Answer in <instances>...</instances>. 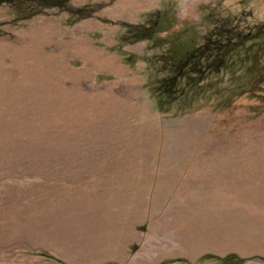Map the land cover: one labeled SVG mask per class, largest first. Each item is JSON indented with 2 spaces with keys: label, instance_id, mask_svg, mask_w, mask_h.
Returning <instances> with one entry per match:
<instances>
[{
  "label": "rangeland",
  "instance_id": "1",
  "mask_svg": "<svg viewBox=\"0 0 264 264\" xmlns=\"http://www.w3.org/2000/svg\"><path fill=\"white\" fill-rule=\"evenodd\" d=\"M244 11L264 0L0 2V264H264V47L166 97L161 49L118 41Z\"/></svg>",
  "mask_w": 264,
  "mask_h": 264
},
{
  "label": "trees",
  "instance_id": "2",
  "mask_svg": "<svg viewBox=\"0 0 264 264\" xmlns=\"http://www.w3.org/2000/svg\"><path fill=\"white\" fill-rule=\"evenodd\" d=\"M5 1L16 8H27L33 12L41 8L64 6L66 2L0 0ZM86 9L82 8L79 14H83ZM161 17L147 18L141 24L124 25L125 31L118 36V41L128 44L145 40L161 49L155 60L162 65L164 75L159 78L157 88L158 94L166 97L199 88L209 74L219 73L232 66H242L253 60L264 47V20L250 11L216 18L211 29L202 36L191 26L185 25L170 29L171 25L166 29V34L159 35ZM170 21L176 23L173 18Z\"/></svg>",
  "mask_w": 264,
  "mask_h": 264
},
{
  "label": "water",
  "instance_id": "3",
  "mask_svg": "<svg viewBox=\"0 0 264 264\" xmlns=\"http://www.w3.org/2000/svg\"><path fill=\"white\" fill-rule=\"evenodd\" d=\"M136 248V246L134 245L133 247H132V249H135Z\"/></svg>",
  "mask_w": 264,
  "mask_h": 264
}]
</instances>
